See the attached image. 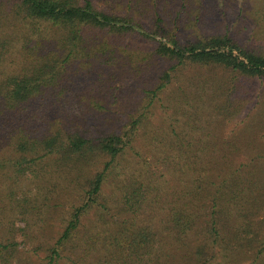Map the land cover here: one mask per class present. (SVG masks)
I'll return each instance as SVG.
<instances>
[{"label": "trees", "instance_id": "obj_1", "mask_svg": "<svg viewBox=\"0 0 264 264\" xmlns=\"http://www.w3.org/2000/svg\"><path fill=\"white\" fill-rule=\"evenodd\" d=\"M242 1L209 33L210 0H0V264H264V92L225 130L264 91Z\"/></svg>", "mask_w": 264, "mask_h": 264}, {"label": "rangeland", "instance_id": "obj_2", "mask_svg": "<svg viewBox=\"0 0 264 264\" xmlns=\"http://www.w3.org/2000/svg\"><path fill=\"white\" fill-rule=\"evenodd\" d=\"M122 1H123L124 7H126L125 0H122ZM210 1H211L210 4L212 6H214L215 12H216V17L214 16L213 19H217V22H216V26H215V28H216L215 30L216 31L209 30V33H212V32L218 33V30L220 29V28L218 29V11H220V9H221L220 7L223 6V4L220 2L219 6H218V0H210ZM243 4H244V2L242 0H240V2L238 1L235 4L234 9H231L230 5L227 4L226 8L223 7L221 9V12L223 14V11L225 9V10H227V12L229 14V17H234L232 15L235 14V13L238 14L239 13L238 9ZM104 5H105V3L102 4L101 6H104ZM146 30H149L152 33V31H154L155 29H151L148 26H146ZM229 31L232 33V35H234L233 34L234 31H233V25L232 24L229 27ZM151 35L154 36L157 40L161 39V36H158V35H155V34H151ZM179 35L187 36V35H189V32H186V31L179 32ZM126 38H127L128 42L134 43V42L138 41V43H140V44L142 42V41H140L141 38H140L139 35H134V34L127 35ZM155 44H156V42L154 40H152L150 42V46H148V49L151 50V48H153ZM164 67H166V64L162 60L158 59L157 60L156 69L155 70L153 69V75H157L159 72H162L161 70ZM219 73H220L219 75L222 74L221 71H219ZM193 74H195V73H193ZM191 75H192V72L189 71V72H186L183 76L185 78H187V77L189 78V76L191 77ZM131 83H133L132 77L127 79V83L122 84V82H121V83L118 84V87H120L121 90H125L126 91L125 94L130 99V101L135 99V98H138V95L136 96V93H135V88L133 89ZM130 87H132L133 90L130 89ZM255 87H256V90H254L253 83L249 84V89L251 91L250 97H251V99H253L254 102L246 103V107L244 108L243 115H242V117L240 119L234 120L233 122H230V123L227 124L226 129H225L227 134L230 135L232 133H236L239 129L245 127V125L247 123V120L251 119L254 116V114L256 113V111L258 110V102L260 101V97L259 96L262 95L264 91H263L262 87L259 88V84L256 85ZM127 106H128V104H127ZM125 110H126V104H125V100H123V101H120V103L117 104L116 106L112 107V115L115 118L121 119L123 121L124 118H125V115H126ZM244 121H246V122H244ZM155 124L158 125V122H156Z\"/></svg>", "mask_w": 264, "mask_h": 264}]
</instances>
